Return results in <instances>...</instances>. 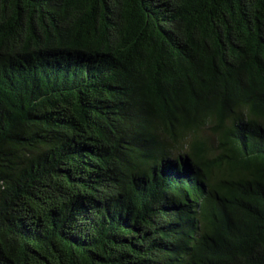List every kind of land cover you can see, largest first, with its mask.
Here are the masks:
<instances>
[{"label":"trees","instance_id":"obj_1","mask_svg":"<svg viewBox=\"0 0 264 264\" xmlns=\"http://www.w3.org/2000/svg\"><path fill=\"white\" fill-rule=\"evenodd\" d=\"M0 264H264V0H0Z\"/></svg>","mask_w":264,"mask_h":264}]
</instances>
